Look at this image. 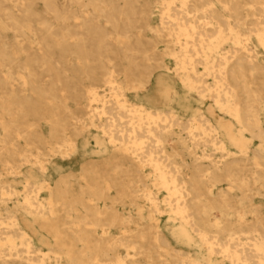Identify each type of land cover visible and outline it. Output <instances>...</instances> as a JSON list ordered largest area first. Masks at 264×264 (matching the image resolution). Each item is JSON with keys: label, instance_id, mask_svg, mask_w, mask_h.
I'll use <instances>...</instances> for the list:
<instances>
[{"label": "bare ground", "instance_id": "6f19581e", "mask_svg": "<svg viewBox=\"0 0 264 264\" xmlns=\"http://www.w3.org/2000/svg\"><path fill=\"white\" fill-rule=\"evenodd\" d=\"M0 264H264V0H0Z\"/></svg>", "mask_w": 264, "mask_h": 264}]
</instances>
